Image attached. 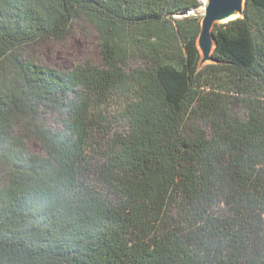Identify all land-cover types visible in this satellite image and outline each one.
Wrapping results in <instances>:
<instances>
[{"label": "trees", "instance_id": "1", "mask_svg": "<svg viewBox=\"0 0 264 264\" xmlns=\"http://www.w3.org/2000/svg\"><path fill=\"white\" fill-rule=\"evenodd\" d=\"M200 4L0 0V264H264V0L215 24L198 68L181 13ZM79 21L98 63L24 56ZM101 120L119 131L89 178Z\"/></svg>", "mask_w": 264, "mask_h": 264}, {"label": "rangeland", "instance_id": "2", "mask_svg": "<svg viewBox=\"0 0 264 264\" xmlns=\"http://www.w3.org/2000/svg\"><path fill=\"white\" fill-rule=\"evenodd\" d=\"M201 4L194 8V11H190L189 14L202 15ZM23 54L27 58H32L36 62L50 65L59 69H70L77 64L84 63H98L99 54L97 49V40L94 34L93 28L89 23L79 21L72 29V32L65 38L47 39L39 41L37 43L26 46L23 50ZM239 114H242L241 106L237 107ZM109 116H107V119ZM49 117L47 118L48 122ZM116 122L101 120L97 121L91 128V141L87 151V175L91 178L93 172L99 167V165L105 160L113 149L115 143V136L118 132ZM33 148L37 147L35 141H31ZM38 148V147H37ZM5 180L4 168L0 163V185ZM96 184L93 180L90 183ZM98 189L103 193L111 196V189L103 184L97 185Z\"/></svg>", "mask_w": 264, "mask_h": 264}, {"label": "water", "instance_id": "3", "mask_svg": "<svg viewBox=\"0 0 264 264\" xmlns=\"http://www.w3.org/2000/svg\"><path fill=\"white\" fill-rule=\"evenodd\" d=\"M199 1L203 4V11L196 44L200 54L198 68H201L208 63L218 62L213 54L216 47V42L212 33L215 24L225 23L238 17H243L246 0ZM190 11H194V8L185 10L182 14L187 15Z\"/></svg>", "mask_w": 264, "mask_h": 264}, {"label": "bare ground", "instance_id": "4", "mask_svg": "<svg viewBox=\"0 0 264 264\" xmlns=\"http://www.w3.org/2000/svg\"><path fill=\"white\" fill-rule=\"evenodd\" d=\"M203 2L205 1V0H202ZM201 11H203V8H201Z\"/></svg>", "mask_w": 264, "mask_h": 264}, {"label": "built area", "instance_id": "5", "mask_svg": "<svg viewBox=\"0 0 264 264\" xmlns=\"http://www.w3.org/2000/svg\"><path fill=\"white\" fill-rule=\"evenodd\" d=\"M182 14V13H181ZM182 15H184V14H182Z\"/></svg>", "mask_w": 264, "mask_h": 264}]
</instances>
